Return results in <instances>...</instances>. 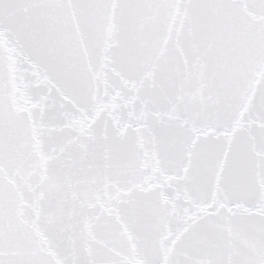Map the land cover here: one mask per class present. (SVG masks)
<instances>
[{"label": "snow or ice", "instance_id": "obj_1", "mask_svg": "<svg viewBox=\"0 0 264 264\" xmlns=\"http://www.w3.org/2000/svg\"><path fill=\"white\" fill-rule=\"evenodd\" d=\"M0 264H264V0H0Z\"/></svg>", "mask_w": 264, "mask_h": 264}]
</instances>
